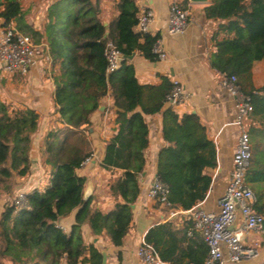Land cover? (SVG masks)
Instances as JSON below:
<instances>
[{"label":"trees","instance_id":"1","mask_svg":"<svg viewBox=\"0 0 264 264\" xmlns=\"http://www.w3.org/2000/svg\"><path fill=\"white\" fill-rule=\"evenodd\" d=\"M0 8L4 27L15 21L19 31H29L22 21L18 0H0ZM116 8L119 14L107 29L99 18V0H57L46 10L40 37L44 36L51 65L57 66L52 76L53 102L61 123L70 128L88 127L91 115L108 92L119 109L117 131L106 142L101 166L122 171L110 185V192L123 202H116L107 212L92 209L91 200L83 199L86 178L76 173L88 153L71 146L67 139L59 140L56 132H49L39 147L42 161L52 167L49 185L27 193V208L10 205L0 212V261L6 258L13 264H78L88 250L90 263L100 264V253L84 244L81 227L85 224L96 235L105 230L113 246L122 244L144 168L147 125L143 114L159 112L172 85L163 79L159 87L162 92H154V101L144 105L145 87L138 84L127 59L118 70L106 74L104 50L108 41L123 56L138 52L149 61L158 60L153 53L158 36L134 31L135 0H119ZM203 12L206 19L221 22L219 29L224 34L220 39L215 35L211 67L222 75L236 76L253 108L249 135L257 157L246 180L249 184L264 181V84L249 90L242 84L250 79L253 63L264 62V0H210ZM162 116V137L167 145L158 152L156 176L168 189L170 207L190 210L209 189L211 178L205 169L216 166L215 146L196 115L178 117L168 108ZM37 128L38 115L33 110L9 113L0 104V193L12 191L14 176L29 173L32 135ZM263 207L257 198L256 211L263 214ZM73 210V224L63 231L57 226L58 220ZM190 228L191 224L181 230L161 224L146 233L145 242L155 248L162 262L200 264L208 249L202 240L191 239Z\"/></svg>","mask_w":264,"mask_h":264},{"label":"crops","instance_id":"2","mask_svg":"<svg viewBox=\"0 0 264 264\" xmlns=\"http://www.w3.org/2000/svg\"><path fill=\"white\" fill-rule=\"evenodd\" d=\"M55 1L57 0H18L22 21L28 26L29 31H19L15 21L9 25L23 34L27 32L29 35H26L31 38L37 50L33 62L24 75L5 74L0 65V104H3L9 113L29 108L38 115V128L32 135L30 170L27 175L20 177L24 180L22 188L30 192L34 189L41 191L48 187L52 167L42 161L39 147L49 132H56L59 140L67 139L71 146L81 149L82 153H93L91 162L81 165L76 173L86 178L84 189L87 185L91 189L88 199L91 200L92 209L107 212L113 209L116 202H123L120 197L116 198L110 192V185L122 175V171L107 170L101 166L106 142L117 131L116 117L119 109L114 106L108 92L100 100L98 109L91 115L88 127L70 128L60 122L53 102L55 86L52 76L53 69L57 66L51 65L45 53L44 36L40 37L41 28L46 21V10ZM99 2L101 7L99 18L102 25L108 29L119 14L116 8L119 0H99ZM170 2L171 0H148L155 16L150 35H157L160 38L165 58L149 61L135 52L133 58L128 61L134 68V76L138 84L145 87L142 96L144 105L152 103L151 95L154 92L157 95L162 92L159 87L163 79L169 82L173 79L179 81L187 93V98L177 107H171L164 101L159 112L143 114L147 125L144 168L139 175V194L132 204L131 221L121 246H113L105 230L96 235L89 225L85 224L81 227L85 246L92 247L100 253V264H142L136 256V251L142 242H145V235L151 228L168 224L173 229L181 230L191 224L189 210L165 207L147 197L151 181L156 176L158 152L167 145L162 137V115L166 109L170 108L178 117L188 113L196 115L205 129L207 138L215 146L216 166L205 169V173L211 178L209 189L205 198L194 207L199 206L209 212L216 211L218 201L227 185L238 128L234 124L235 103L227 91L220 86L222 74L210 65L211 55L216 50L215 35L217 39L224 36L219 29L221 22L205 18L203 12L205 4L179 0L180 5L188 11L189 22L182 33L168 35L166 30ZM3 28V20L0 18V31ZM134 31L137 32L136 27ZM242 84L247 90L251 86L259 88L264 84L263 61L253 63L250 79ZM77 141L79 144L76 143ZM249 186L254 191L256 200L258 198L264 205V181L252 182ZM5 196V193H0V200ZM75 212L76 210H73L58 220L57 225L62 226L63 231L70 229ZM191 237L192 240H202L198 232H192ZM251 241L257 246L259 256L256 259L228 264L264 263V228L253 234ZM102 254L105 255L104 262H102ZM89 258L90 252L87 250L78 264H91ZM0 262L13 264L6 258L1 259ZM164 264L168 263L164 262Z\"/></svg>","mask_w":264,"mask_h":264},{"label":"built area","instance_id":"3","mask_svg":"<svg viewBox=\"0 0 264 264\" xmlns=\"http://www.w3.org/2000/svg\"><path fill=\"white\" fill-rule=\"evenodd\" d=\"M136 6V31L140 34H150L155 17L154 11L148 0H136ZM188 22V11L180 5L179 0H171L168 9L167 34L182 33ZM36 50L37 47L31 38L11 25L0 31V65L5 74H26L35 58ZM153 53L160 60L165 58L159 37L153 46ZM104 57L107 75L118 70L124 59L112 41L106 43ZM171 85L164 101L171 107H177L186 101L187 93L179 81L173 79ZM220 86L227 91L235 103L234 124L238 128V135L227 185L223 196L218 201V209L209 212L196 206L189 210L191 221L189 235L192 232H198L208 249L206 259L200 264H228L256 259L259 251L251 241V236L261 231L264 223V215L255 209L257 201L255 193L246 180L252 156L249 127L253 108L249 97L237 84L236 76L222 75ZM93 157V153H89L81 165L90 163ZM27 193L22 190L16 191L11 205L16 209L27 208ZM167 194V187L155 176L147 191V197L165 207H170ZM57 226L62 229V226ZM136 256L142 264H164L155 248L146 242H142L138 247Z\"/></svg>","mask_w":264,"mask_h":264},{"label":"rangeland","instance_id":"4","mask_svg":"<svg viewBox=\"0 0 264 264\" xmlns=\"http://www.w3.org/2000/svg\"><path fill=\"white\" fill-rule=\"evenodd\" d=\"M245 2L247 3L248 0H245ZM25 34H28V33L25 32ZM28 35H29V34H28ZM76 143H78V141H77ZM78 144H79V143H78ZM252 144H254L253 141H251V146H252ZM260 146H262V144H260ZM256 157H257V154H255V152H254V150H253V148H252V156H251V159H250V167H251V165L254 164ZM23 181H24V180H21L20 177H18V176H14V178H13V185H14V186H13V188H12V191H11L10 193H5V194H6L5 198L2 199V200H0V209H1V211H2L5 207L10 206V205L12 204V200H13V198H14V195H15V192H16V191H18V190H22V191H24V192L27 191V190H25L24 188H22V183H24ZM1 211H0V212H1Z\"/></svg>","mask_w":264,"mask_h":264},{"label":"water","instance_id":"5","mask_svg":"<svg viewBox=\"0 0 264 264\" xmlns=\"http://www.w3.org/2000/svg\"><path fill=\"white\" fill-rule=\"evenodd\" d=\"M190 3H194V4H208L210 2V0H189ZM134 56V53L129 55V56H123L125 59L127 60H131ZM90 192H91V189L90 187L87 185L86 188L84 189L83 191V199L84 200H87L89 198V195H90ZM131 208H133V205H130ZM264 228V223H263V226ZM105 261V255L102 254V262Z\"/></svg>","mask_w":264,"mask_h":264}]
</instances>
